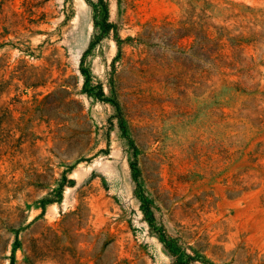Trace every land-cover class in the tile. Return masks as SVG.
Returning <instances> with one entry per match:
<instances>
[{"label":"rangeland","instance_id":"obj_1","mask_svg":"<svg viewBox=\"0 0 264 264\" xmlns=\"http://www.w3.org/2000/svg\"><path fill=\"white\" fill-rule=\"evenodd\" d=\"M89 1L0 0V264H264V0Z\"/></svg>","mask_w":264,"mask_h":264},{"label":"trees","instance_id":"obj_2","mask_svg":"<svg viewBox=\"0 0 264 264\" xmlns=\"http://www.w3.org/2000/svg\"><path fill=\"white\" fill-rule=\"evenodd\" d=\"M86 2L88 4H91L89 0H86ZM99 8H102V12H103V16L101 19V30L100 33L104 34L106 33L107 29L109 28L110 24L107 22V6L102 2V0H99ZM91 46V45H90ZM89 46V48H90ZM83 76L85 77V84L88 81L87 77L85 75L84 70L81 69L80 71ZM87 91V90H85ZM97 95L102 97L103 96V92L102 89H99L97 92ZM159 240L160 242L163 244V248L168 252V254L170 255V257L173 259V264H189L187 260H191V257L189 255L186 256V261L182 259V255L178 253V247L176 245V243L174 242V239L169 237L167 234H165L163 232V234H160L159 236ZM207 263V262H206Z\"/></svg>","mask_w":264,"mask_h":264}]
</instances>
